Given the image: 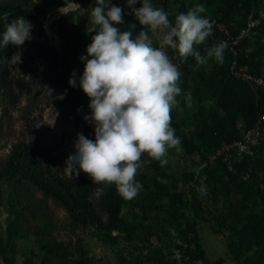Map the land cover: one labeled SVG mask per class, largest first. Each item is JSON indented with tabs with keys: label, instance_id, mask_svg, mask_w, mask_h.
<instances>
[{
	"label": "rangeland",
	"instance_id": "374dc122",
	"mask_svg": "<svg viewBox=\"0 0 264 264\" xmlns=\"http://www.w3.org/2000/svg\"><path fill=\"white\" fill-rule=\"evenodd\" d=\"M49 1L0 0V10ZM60 1L45 16L25 18L33 25L31 39L17 48L22 62H14L11 85L0 91V264H175L177 250L207 264H264V140L241 166L251 174L248 181L219 163L205 162L202 154L241 137L259 119L264 91L228 77L226 50L222 64L209 59L198 65L194 57L182 60L166 49L182 73V94L171 121L182 151L170 150L166 166L152 161L136 177L142 190L120 206L131 232L122 224H108L109 214L99 203L109 185L96 184L93 193L103 224H84L20 174L6 176L17 142L29 143L38 156L50 154L65 162L75 151L78 133L95 138L84 119L91 113L90 100L79 86L85 65L80 57L87 55L96 34L89 17L95 0ZM151 2L173 22L197 4L207 9L206 18L230 17L240 26L254 15L259 23L244 42L242 56L251 68L264 71V0ZM111 3L123 9L124 25L115 26L126 30L135 23L138 34L142 26L126 0ZM141 6L140 0L134 5ZM149 35L159 46L158 35ZM217 42L212 34L197 50L204 54ZM74 71L76 87L69 85ZM44 86L53 90L50 98ZM65 92L64 99L55 98ZM190 225L196 226L197 238Z\"/></svg>",
	"mask_w": 264,
	"mask_h": 264
},
{
	"label": "clouds",
	"instance_id": "9594fccd",
	"mask_svg": "<svg viewBox=\"0 0 264 264\" xmlns=\"http://www.w3.org/2000/svg\"><path fill=\"white\" fill-rule=\"evenodd\" d=\"M137 2L126 0L130 14L142 26L136 35L135 23H129L126 30L115 26L124 25L123 9L111 0H95L90 11L96 34L86 48L87 55L80 57L85 65L79 86L90 100L91 113L84 119L94 126L95 138L78 133L75 151L64 167L71 179L83 172L93 183L114 185L125 200L136 198L142 190L136 177L143 168L152 161L164 167L170 150L182 151L171 126L172 111L182 94V73L166 49L182 60L194 57L198 65H204L209 59L222 64L227 48L221 41L206 47L204 54L197 50L213 34V23L202 15L207 11L204 5L180 13L173 22L151 0H140L139 8L134 7ZM3 19L8 21V13ZM32 28L24 17L6 23L0 47L11 44L19 48L31 39ZM149 33L158 35L159 46H154ZM13 60L21 63V54H14ZM69 85L76 87L75 71ZM44 87L50 98L53 90ZM65 95L55 98L62 100Z\"/></svg>",
	"mask_w": 264,
	"mask_h": 264
},
{
	"label": "trees",
	"instance_id": "16d2710c",
	"mask_svg": "<svg viewBox=\"0 0 264 264\" xmlns=\"http://www.w3.org/2000/svg\"><path fill=\"white\" fill-rule=\"evenodd\" d=\"M60 4V0H51L44 5H38L35 8H27L22 5H8L2 8L0 10V39H2V33L6 30V23H10L12 20L19 19L20 17L39 18L45 16ZM4 13H8L7 22L3 19ZM223 19L226 21L232 20L230 17H225ZM213 35L218 39V33L214 30ZM16 52L17 46L15 45L10 44L7 47H0V61H2L0 62V91L11 85L10 74L12 65L14 64L13 55H16ZM242 61L245 62L243 56ZM228 70L229 64L227 67V75ZM261 91H264V89ZM258 106L260 109L259 114L264 112V96L259 101ZM92 127L94 128L93 125ZM215 148L203 150V157L204 152L212 151ZM245 160L241 163L242 165L240 164V169H242L241 166L243 167ZM64 167L65 162L58 157H54L50 154H42L41 156H38L35 153V149L29 143L17 142L14 145L9 161L7 162L5 173L9 179L14 178L15 174H20V177L40 189L44 194L61 202L82 223L103 224L102 216L97 210L98 205L93 198V193L97 186L96 183H93L92 179L83 172H81L78 177L71 179L65 173ZM122 201H125V199L118 194L115 186L109 185L108 192L103 196V199L99 204L106 208L109 214L108 224L111 227L122 224L128 232H131V226L121 216L120 206ZM190 227L197 238L198 232L196 226L190 225ZM196 240L197 239H195V241ZM191 254L193 257H196L193 253Z\"/></svg>",
	"mask_w": 264,
	"mask_h": 264
},
{
	"label": "built area",
	"instance_id": "2783aa9c",
	"mask_svg": "<svg viewBox=\"0 0 264 264\" xmlns=\"http://www.w3.org/2000/svg\"><path fill=\"white\" fill-rule=\"evenodd\" d=\"M213 30L218 33V41L226 42V52L229 56L228 77L250 84L257 90L264 89V71H256L242 61V50L244 42L249 40L259 20L250 15L244 26L235 21H226L223 18L212 17ZM264 140V112L259 114L258 121L246 129L241 137L224 141L212 151L204 152L207 163H221L227 172L237 175L242 180L248 181L251 174L247 170L240 169V164L249 156H252L256 148ZM205 191V188H202ZM175 264H207L202 259L193 257L191 253L177 250L175 253Z\"/></svg>",
	"mask_w": 264,
	"mask_h": 264
}]
</instances>
